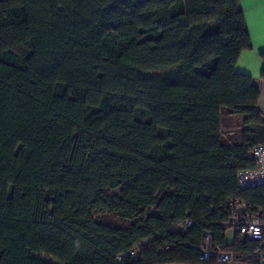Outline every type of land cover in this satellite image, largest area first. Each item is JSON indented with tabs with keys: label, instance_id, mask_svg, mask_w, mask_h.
Listing matches in <instances>:
<instances>
[{
	"label": "trees",
	"instance_id": "16d2710c",
	"mask_svg": "<svg viewBox=\"0 0 264 264\" xmlns=\"http://www.w3.org/2000/svg\"><path fill=\"white\" fill-rule=\"evenodd\" d=\"M250 46L234 0H0V264H254L225 242L229 199L264 212Z\"/></svg>",
	"mask_w": 264,
	"mask_h": 264
},
{
	"label": "built area",
	"instance_id": "2783aa9c",
	"mask_svg": "<svg viewBox=\"0 0 264 264\" xmlns=\"http://www.w3.org/2000/svg\"><path fill=\"white\" fill-rule=\"evenodd\" d=\"M250 152L255 161V167L239 171L238 184L240 187L264 184V142L254 145ZM227 205L230 215L225 225L233 231L240 242L257 243V246L249 251L243 259L250 260L254 264H264V212L258 208H250L245 202L238 199H229ZM190 223V221L180 222L176 226H189ZM138 248L139 244H136L133 248L120 252L116 259L118 261L126 258L133 259L136 257ZM199 248L200 261L215 258L217 263H234L237 257L232 252L222 251L217 245L213 246L209 233L202 238Z\"/></svg>",
	"mask_w": 264,
	"mask_h": 264
},
{
	"label": "crops",
	"instance_id": "0c3cea01",
	"mask_svg": "<svg viewBox=\"0 0 264 264\" xmlns=\"http://www.w3.org/2000/svg\"><path fill=\"white\" fill-rule=\"evenodd\" d=\"M234 1L242 12L251 45L239 53L234 69L237 73L249 76L258 87L257 108L264 116V78L261 76L263 61L260 58V53L264 51V3L261 0ZM231 133L229 129L224 130L226 135Z\"/></svg>",
	"mask_w": 264,
	"mask_h": 264
},
{
	"label": "rangeland",
	"instance_id": "374dc122",
	"mask_svg": "<svg viewBox=\"0 0 264 264\" xmlns=\"http://www.w3.org/2000/svg\"><path fill=\"white\" fill-rule=\"evenodd\" d=\"M176 71V68H161V69H155L151 70V72H155L158 74H169L174 75ZM96 218L104 223H109L113 225H127L130 222L127 220L122 219L121 217L112 215V214H96ZM234 240V233L230 228H227L225 231V242L230 244Z\"/></svg>",
	"mask_w": 264,
	"mask_h": 264
},
{
	"label": "snow or ice",
	"instance_id": "6c2138e0",
	"mask_svg": "<svg viewBox=\"0 0 264 264\" xmlns=\"http://www.w3.org/2000/svg\"><path fill=\"white\" fill-rule=\"evenodd\" d=\"M262 3H264V0H261Z\"/></svg>",
	"mask_w": 264,
	"mask_h": 264
}]
</instances>
